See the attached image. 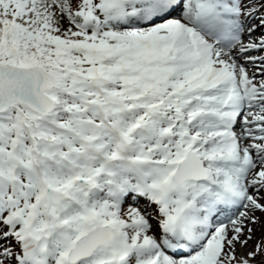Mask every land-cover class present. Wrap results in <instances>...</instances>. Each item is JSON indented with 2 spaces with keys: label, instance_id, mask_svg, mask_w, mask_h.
<instances>
[{
  "label": "snow or ice",
  "instance_id": "obj_1",
  "mask_svg": "<svg viewBox=\"0 0 264 264\" xmlns=\"http://www.w3.org/2000/svg\"><path fill=\"white\" fill-rule=\"evenodd\" d=\"M0 264H264V0H0Z\"/></svg>",
  "mask_w": 264,
  "mask_h": 264
}]
</instances>
